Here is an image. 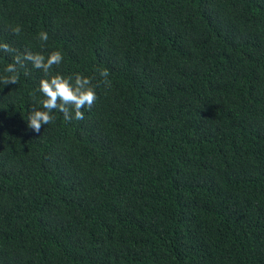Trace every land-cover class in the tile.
<instances>
[{
  "label": "trees",
  "instance_id": "16d2710c",
  "mask_svg": "<svg viewBox=\"0 0 264 264\" xmlns=\"http://www.w3.org/2000/svg\"><path fill=\"white\" fill-rule=\"evenodd\" d=\"M0 43V264H264V0H0ZM55 74L97 98L37 130Z\"/></svg>",
  "mask_w": 264,
  "mask_h": 264
},
{
  "label": "clouds",
  "instance_id": "9594fccd",
  "mask_svg": "<svg viewBox=\"0 0 264 264\" xmlns=\"http://www.w3.org/2000/svg\"><path fill=\"white\" fill-rule=\"evenodd\" d=\"M13 31L19 34L20 29L16 27ZM39 38L42 41H47L48 35L46 32H41ZM0 48L4 51H10V47L7 43H0ZM25 59L32 61L33 66L36 68H42L47 73L54 65H59L63 59L59 51L51 52L47 57L41 53H27ZM8 72L14 71V66L9 64L7 66ZM100 75L104 77L105 85H109L110 81L107 79L109 72L107 69L100 71ZM3 84H16L18 78L16 76L0 78ZM74 85L70 82L69 78H65L60 74L51 75L47 78H42L39 84V91L43 94L45 99L42 100V104L46 111H36L34 114H30V125L37 130L40 128L41 121L49 124L53 121L54 117L50 115L51 111L58 107L57 100L63 102L60 105V112L63 113L65 120H82L84 119L83 108H91L96 101V92L91 84L90 78L76 74ZM64 105L72 106V113L74 116L68 114V109Z\"/></svg>",
  "mask_w": 264,
  "mask_h": 264
}]
</instances>
